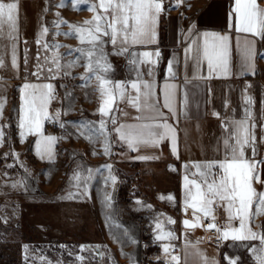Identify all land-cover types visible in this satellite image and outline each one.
Wrapping results in <instances>:
<instances>
[{"label":"crops","instance_id":"crops-1","mask_svg":"<svg viewBox=\"0 0 264 264\" xmlns=\"http://www.w3.org/2000/svg\"><path fill=\"white\" fill-rule=\"evenodd\" d=\"M50 4L0 0V86L20 93L22 67L8 66L6 53L12 57L18 42L23 59L24 37L39 46ZM94 5L107 23L106 42L117 69L112 107L101 103L98 109L111 110L115 175L116 165L139 163L148 197L180 206L197 220L186 235L192 240L169 255L175 264H264V0H95ZM89 39L97 44L96 34ZM18 115V108L12 117L3 114L5 125ZM77 129L106 137L93 122H80ZM28 143L11 141L19 161L23 146L34 154ZM5 160L2 154L1 166ZM104 166L98 171L108 173ZM45 178L53 181L56 171ZM109 182L113 186L111 177ZM204 219L212 221L209 228L221 224L235 237L227 235L223 247L208 243Z\"/></svg>","mask_w":264,"mask_h":264},{"label":"rangeland","instance_id":"rangeland-1","mask_svg":"<svg viewBox=\"0 0 264 264\" xmlns=\"http://www.w3.org/2000/svg\"><path fill=\"white\" fill-rule=\"evenodd\" d=\"M50 3L52 15L40 47L36 46L35 39L24 37L23 59L18 53V42L12 57L6 53L8 66L10 63L16 67H22L25 62L34 63L40 72L45 70L43 77L48 76L54 83L50 80L24 84L20 93L9 85L0 86V156L4 154L6 159V164L0 165V194H16L27 201L42 200L58 193L57 197L63 199L83 201L89 198L108 248L106 261H98L86 249L79 260H70L63 251L51 245L60 231L41 225L33 231L24 224L12 228L6 232L4 240H0V264H175L169 255L192 240L186 235L194 228L185 227L183 220L189 218L196 223L197 220L180 206L158 197L134 200L128 206L118 198L120 181L110 161L112 114L111 110L106 114L98 113L101 103H107L111 109L116 89L117 69L106 42L105 18L94 10L95 0H50ZM78 15L85 19L77 20ZM80 28L85 34L79 41ZM93 34L97 35V44L89 39ZM78 42L86 44L82 46ZM37 47L40 53L35 57ZM86 63L93 66L81 68V64ZM102 91L107 93L103 99L100 98ZM15 108L19 111L18 118L6 126L2 116L12 117ZM51 118L60 126L57 133L49 126ZM83 121L104 129L106 137L96 136L104 149L93 142V133L77 129ZM14 139L29 142L34 154H29L31 149L23 146V159L19 161L12 149ZM20 150L17 147L16 151ZM34 155L43 164L37 166ZM102 165L109 169L107 183L102 185L109 193L103 197L90 181ZM50 170L56 171V178L45 182ZM157 201L161 205L156 204Z\"/></svg>","mask_w":264,"mask_h":264},{"label":"trees","instance_id":"trees-1","mask_svg":"<svg viewBox=\"0 0 264 264\" xmlns=\"http://www.w3.org/2000/svg\"><path fill=\"white\" fill-rule=\"evenodd\" d=\"M88 116L91 117L90 114ZM59 129L58 125L54 132H59ZM115 172L120 181L118 198L121 203L128 206L138 197L148 198L139 163L116 165ZM58 194L32 201L16 194H0V240H4L6 232L12 228L27 224L34 231L41 225L48 230L60 231V236L51 245L63 251L70 260H79L86 249L98 261L105 262L108 248L89 198L77 201L57 197ZM156 204L161 205L159 201Z\"/></svg>","mask_w":264,"mask_h":264},{"label":"flooded vegetation","instance_id":"flooded-vegetation-1","mask_svg":"<svg viewBox=\"0 0 264 264\" xmlns=\"http://www.w3.org/2000/svg\"><path fill=\"white\" fill-rule=\"evenodd\" d=\"M37 50H35V57L39 56V52L38 49L39 47L35 48ZM26 59H28V57L25 56ZM45 70H42L41 72H37V67L35 66L34 63H26L22 66L21 68V72H20V84H21V90H22V85L24 84H29L32 82H39V83H43V82H49L50 80L54 83L53 79H50L48 76L43 77ZM41 75V76H40ZM21 92V91H20ZM53 113H55V109L52 110ZM49 126L50 128L54 131V129L57 127V125H55L51 120L49 121Z\"/></svg>","mask_w":264,"mask_h":264},{"label":"built area","instance_id":"built-area-1","mask_svg":"<svg viewBox=\"0 0 264 264\" xmlns=\"http://www.w3.org/2000/svg\"><path fill=\"white\" fill-rule=\"evenodd\" d=\"M164 1V0H161ZM56 93V90H54L53 94ZM211 225V221L210 219H204L203 221V226L207 227V235H206V241L210 244L216 245V246H225L228 242V232L224 230V226L221 224H217L214 227H210ZM226 233V235H224V232Z\"/></svg>","mask_w":264,"mask_h":264},{"label":"bare ground","instance_id":"bare-ground-1","mask_svg":"<svg viewBox=\"0 0 264 264\" xmlns=\"http://www.w3.org/2000/svg\"><path fill=\"white\" fill-rule=\"evenodd\" d=\"M80 18V20H84V18L81 16V17H79ZM65 25V24H64ZM68 26H70V25H68ZM67 27V26H66ZM69 29V28H68ZM70 34V33H69ZM74 34V32L72 33V35ZM78 34V35H77ZM76 35L78 36V38H80L79 39V41L81 40V39H83V37H84V33L81 31V29H79L78 30V33H77ZM69 37H71V35L69 36ZM78 43H80V42H78ZM82 46H84L85 44H86V42H82V43H80ZM81 46V47H82ZM78 53V52H77ZM80 53V52H79ZM83 53V52H82ZM75 54V53H74ZM84 56H85V54H83ZM82 55V56H83ZM77 56V55H76ZM78 56H80V54L78 55ZM96 58V57H95ZM87 59V58H86ZM85 59V60H86ZM96 60V59H95ZM81 61V60H80ZM82 65V64H81ZM89 66H91V65H89ZM91 68V67H90ZM87 136H88V134H86ZM94 143H97L98 144V146H100L102 149H104V145H101V143H102V141L101 140H99L97 137H94V141H93ZM104 142V141H103ZM105 167V166H104ZM107 170L106 169H103V170H101V171H95L94 173H93V175H92V177L90 178V181L92 182V184L94 185L93 187H94V189L96 190V192L100 195H102V196H105L106 195V193L104 192V190H102V188H101V181L104 179V178H106L107 177ZM107 183V182H106ZM104 193H105V195H104ZM109 193V192H108Z\"/></svg>","mask_w":264,"mask_h":264},{"label":"water","instance_id":"water-1","mask_svg":"<svg viewBox=\"0 0 264 264\" xmlns=\"http://www.w3.org/2000/svg\"><path fill=\"white\" fill-rule=\"evenodd\" d=\"M183 225L185 227L193 228V227L196 226V222L191 220V219H189V218H185L183 220ZM228 236H229L230 239H233L235 237V231H228Z\"/></svg>","mask_w":264,"mask_h":264}]
</instances>
